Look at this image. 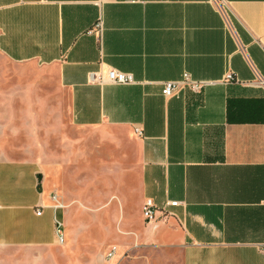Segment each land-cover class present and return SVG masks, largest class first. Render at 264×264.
<instances>
[{
    "label": "crops",
    "instance_id": "obj_1",
    "mask_svg": "<svg viewBox=\"0 0 264 264\" xmlns=\"http://www.w3.org/2000/svg\"><path fill=\"white\" fill-rule=\"evenodd\" d=\"M223 1L0 0V53L55 70L76 127L132 132L135 206L180 204L135 246L180 249L183 264H264V0ZM108 68L135 83L90 81ZM185 73L202 91L164 97ZM53 194L36 162L0 159V250L59 264Z\"/></svg>",
    "mask_w": 264,
    "mask_h": 264
},
{
    "label": "rangeland",
    "instance_id": "obj_2",
    "mask_svg": "<svg viewBox=\"0 0 264 264\" xmlns=\"http://www.w3.org/2000/svg\"><path fill=\"white\" fill-rule=\"evenodd\" d=\"M0 159L36 162L53 186L63 204L65 244L54 253L59 264H183L180 249L135 246L133 234L151 225L135 206L137 186L130 185L139 164L132 132L76 127L55 70L1 53ZM113 247L117 254L109 260ZM43 255L0 250V264H35Z\"/></svg>",
    "mask_w": 264,
    "mask_h": 264
},
{
    "label": "built area",
    "instance_id": "obj_3",
    "mask_svg": "<svg viewBox=\"0 0 264 264\" xmlns=\"http://www.w3.org/2000/svg\"><path fill=\"white\" fill-rule=\"evenodd\" d=\"M213 2L217 5V7L224 11L225 2L223 0H213ZM103 30V25L101 22L96 24L88 33L101 35ZM90 81L99 85H131L135 83V78L133 74L125 73L113 68H108L106 70H101L99 72H95L90 74ZM224 83L237 82L233 73L226 74ZM264 86V82H262ZM205 82H200L194 80L190 77L189 74H183L182 78L176 82H166L163 85L162 94L164 97L168 98L175 94H177L183 88H187L193 93H200L202 89L205 87ZM53 201L56 203L55 209L60 210L63 208V204L60 202L57 194L52 195ZM179 202L170 201L164 204L162 207H158L152 199H146L142 205V216L144 221L147 224H155L158 221L167 222L170 216H173V213L169 211V208L179 206ZM40 214V213H39ZM56 225V235L59 244H63L65 242L64 239V224L61 220H55ZM117 254V247H113L107 252V259H113Z\"/></svg>",
    "mask_w": 264,
    "mask_h": 264
}]
</instances>
